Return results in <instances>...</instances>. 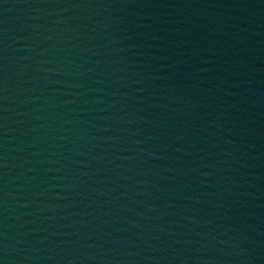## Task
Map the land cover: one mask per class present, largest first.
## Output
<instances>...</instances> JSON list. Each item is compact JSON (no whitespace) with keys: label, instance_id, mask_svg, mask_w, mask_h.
Here are the masks:
<instances>
[{"label":"water","instance_id":"95a60500","mask_svg":"<svg viewBox=\"0 0 264 264\" xmlns=\"http://www.w3.org/2000/svg\"><path fill=\"white\" fill-rule=\"evenodd\" d=\"M0 264H264V0H0Z\"/></svg>","mask_w":264,"mask_h":264}]
</instances>
